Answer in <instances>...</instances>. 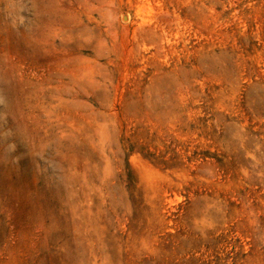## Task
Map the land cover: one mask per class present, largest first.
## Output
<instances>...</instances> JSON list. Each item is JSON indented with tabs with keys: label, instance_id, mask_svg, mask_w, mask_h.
Returning <instances> with one entry per match:
<instances>
[{
	"label": "rangeland",
	"instance_id": "374dc122",
	"mask_svg": "<svg viewBox=\"0 0 264 264\" xmlns=\"http://www.w3.org/2000/svg\"><path fill=\"white\" fill-rule=\"evenodd\" d=\"M0 264H264V0H0Z\"/></svg>",
	"mask_w": 264,
	"mask_h": 264
}]
</instances>
